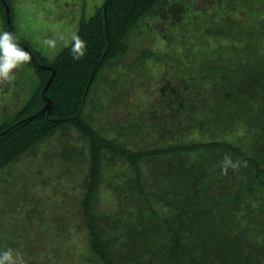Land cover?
I'll use <instances>...</instances> for the list:
<instances>
[{"label":"trees","instance_id":"trees-1","mask_svg":"<svg viewBox=\"0 0 264 264\" xmlns=\"http://www.w3.org/2000/svg\"><path fill=\"white\" fill-rule=\"evenodd\" d=\"M168 1L104 0L94 15L80 21L78 35L86 41L87 52L76 61L70 45L49 59L19 39L12 0H0L6 30L30 48L31 63L42 77L41 88L18 113V120L0 127V174L10 177L3 172L19 158L58 132L75 128L88 143V150L76 149L77 164L88 151L80 206L93 253L101 264H264V0H220L205 11L186 6L191 14L182 26L191 35L173 39L169 51L185 46L193 53L184 50L169 55L165 50L166 55L159 56L143 49L132 63L145 57H168L178 65L175 75L181 85L170 82L167 100L186 103L183 111L189 117L154 122L149 133H158L155 143L179 142L134 150L118 139L127 132L112 137L111 130L97 127L86 116L89 97L102 72L127 56L137 27ZM242 11L245 15L240 16ZM54 70V79L44 91ZM48 98L51 110L39 113ZM193 133L197 139L184 138ZM231 135L235 137L230 140ZM203 152H217L219 158L197 157ZM60 153L61 157L69 155L68 149ZM111 154L135 169L131 200L142 219L136 221L134 214L111 207L107 218L101 217L113 234L105 240L96 203L103 184L118 178L106 172L105 159ZM225 154L241 162L237 171L229 169L227 175L220 170ZM148 159L160 161L153 176L160 190H154L153 198L143 169ZM109 189L112 199L119 196L118 189ZM33 190L28 191L33 204L20 208L16 216L20 226L15 235L26 264H78L69 259L63 241L56 242L57 233L45 227L51 223L44 211L47 205ZM5 247L0 243V251Z\"/></svg>","mask_w":264,"mask_h":264},{"label":"rangeland","instance_id":"rangeland-1","mask_svg":"<svg viewBox=\"0 0 264 264\" xmlns=\"http://www.w3.org/2000/svg\"><path fill=\"white\" fill-rule=\"evenodd\" d=\"M216 1L220 0H169L144 20L130 38L131 48L127 56L112 62L93 86L86 106L87 118L97 127L104 126L103 129L111 130L112 137L127 132L118 139L120 143L134 150L179 142L177 139H168L155 143L159 137L158 133H149L154 122L165 124L179 116L183 119L189 117L188 111H183L186 103L176 105L167 100L170 82L177 81L176 87L181 85L178 83L180 79L175 75L178 65L168 60V57H145L140 63L133 66L132 63L137 60L143 49H150L159 56H165V50L169 55L184 50H187V54H192L193 52L185 46L169 51L175 44L173 39L180 37L182 40L191 35V32L182 26L185 18H189L191 14L190 10L186 11V6L205 11L215 6ZM103 2L104 0H12L17 37L44 57L53 59L71 45L70 38L73 34L78 35L80 21L84 17L94 15ZM239 14L243 16L245 12ZM3 31H7L6 22L0 14V32ZM61 34L65 37L63 41L58 39ZM48 38H57L55 48L43 44ZM41 84L42 77L31 62L16 71V79L10 84H0V127L18 120V113L41 88ZM197 136L193 133L184 138L190 141L197 139ZM234 137L235 135H231L228 139ZM87 144L75 128H67L26 153L9 171L3 172L10 177L5 178L0 174V243L6 246L5 249L22 251L20 239L15 235L20 226L17 217L20 208L33 204L34 197L28 191L34 189L33 192L47 205L45 214L51 218V223L45 227L48 231L57 233L56 242L63 241L61 245L69 253V259H76L78 264H101L98 256L93 253L89 228L80 206L86 187L83 184L88 168L85 159L88 151L77 164L76 149L88 150ZM70 147L74 148L71 152ZM62 148L63 151L68 149V156L61 157ZM205 155L219 158L217 152H203L197 154V157ZM105 160L109 176L118 177L115 183L109 184L106 181L103 184L105 187H102L101 196L96 203L103 238L107 240L113 238V234L108 232L109 223H102L101 217L107 218L108 209L118 207L124 214H134L136 221L141 220L142 216H139L140 210L134 204L135 201L131 200L134 167L122 157L113 154ZM161 161L165 162V159ZM157 164H160V161L153 159L143 163L146 181L149 182L146 187L152 198L154 190H160V186L155 185L156 178L153 177ZM2 181L7 182L1 184ZM109 187L118 189L119 196L112 199L113 193ZM32 223L35 222L31 221ZM124 229L130 230V227ZM109 250L111 251L112 247L109 246ZM113 253L115 255L116 252Z\"/></svg>","mask_w":264,"mask_h":264},{"label":"clouds","instance_id":"clouds-1","mask_svg":"<svg viewBox=\"0 0 264 264\" xmlns=\"http://www.w3.org/2000/svg\"><path fill=\"white\" fill-rule=\"evenodd\" d=\"M58 39L63 41L64 35H59ZM70 51L74 60L79 61L87 52V43L79 35L73 34L70 38ZM43 44L55 48L57 38H48ZM32 55L25 50L15 37L9 31L0 32V84L8 85L16 79V71L26 64L30 63ZM243 166H247L244 164ZM241 167L239 160H233L229 154L223 157L220 170L223 175H227L229 169L237 171ZM0 264H26L23 254L18 250L8 248L0 251Z\"/></svg>","mask_w":264,"mask_h":264},{"label":"water","instance_id":"water-1","mask_svg":"<svg viewBox=\"0 0 264 264\" xmlns=\"http://www.w3.org/2000/svg\"><path fill=\"white\" fill-rule=\"evenodd\" d=\"M5 6H6V10H7V16H8V20H9V23H10V27H11V17H10V8H9V5L7 4V2H5ZM19 41V40H18ZM19 43H20V45L22 46V47H24L25 48V50H28L30 53H31V55L33 56V54H32V52H31V50H30V48L28 47V46H26L23 42H21V41H19ZM42 67H45V66H42ZM54 76H55V70L53 71V74H52V76H51V78H50V80H49V82L47 83V85L45 86V88H44V91L48 88V86L50 85V83H51V81L54 79ZM44 93V92H43ZM47 105H46V107L41 111V112H39V113H44V112H46V111H50L51 110V107H52V101H51V99H47ZM35 117V116H34ZM12 128V127H11ZM11 128H9L8 130H6V131H4V133H6L7 131H9Z\"/></svg>","mask_w":264,"mask_h":264}]
</instances>
